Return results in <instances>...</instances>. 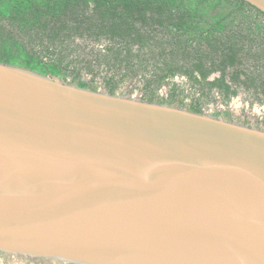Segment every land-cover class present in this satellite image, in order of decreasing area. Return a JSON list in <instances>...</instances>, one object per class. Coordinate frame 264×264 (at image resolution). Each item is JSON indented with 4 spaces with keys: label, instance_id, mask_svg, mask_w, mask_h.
Wrapping results in <instances>:
<instances>
[{
    "label": "water",
    "instance_id": "water-1",
    "mask_svg": "<svg viewBox=\"0 0 264 264\" xmlns=\"http://www.w3.org/2000/svg\"><path fill=\"white\" fill-rule=\"evenodd\" d=\"M0 252L264 264V128L0 61Z\"/></svg>",
    "mask_w": 264,
    "mask_h": 264
},
{
    "label": "trees",
    "instance_id": "trees-1",
    "mask_svg": "<svg viewBox=\"0 0 264 264\" xmlns=\"http://www.w3.org/2000/svg\"><path fill=\"white\" fill-rule=\"evenodd\" d=\"M0 61L92 89L82 71L102 69L112 93L135 79L142 99L196 112L241 92L264 103V11L247 0H0Z\"/></svg>",
    "mask_w": 264,
    "mask_h": 264
},
{
    "label": "rangeland",
    "instance_id": "rangeland-1",
    "mask_svg": "<svg viewBox=\"0 0 264 264\" xmlns=\"http://www.w3.org/2000/svg\"><path fill=\"white\" fill-rule=\"evenodd\" d=\"M92 45V44H91ZM90 45V46H91ZM97 47V45H95ZM95 49V48H94ZM90 75H85V77ZM166 87V86H164ZM167 89H164V95L167 93ZM213 110L218 109L219 114L213 113V116H224L225 110L231 112L232 116L236 117L238 122L246 123L249 119L250 124L263 127L261 124V115H264V103L257 101L251 96H244L242 93L235 99H233L227 106H224L220 101H214L209 105ZM228 119V117L226 118ZM0 264H73L70 262H64L53 258H41V257H26L23 255H17L12 253L0 252Z\"/></svg>",
    "mask_w": 264,
    "mask_h": 264
},
{
    "label": "built area",
    "instance_id": "built-area-1",
    "mask_svg": "<svg viewBox=\"0 0 264 264\" xmlns=\"http://www.w3.org/2000/svg\"><path fill=\"white\" fill-rule=\"evenodd\" d=\"M96 73L97 74L94 75L93 73H89L86 71V69H84L82 71V78L86 79V80H90L91 82L99 85L100 90H107L106 87L104 86V83H103V75L106 73V71L102 70V69H100V70L96 69ZM85 75H90V76L85 77ZM93 77H95V79ZM66 81L71 82V77H69ZM119 94H123V95L142 99L143 91L140 87H138V83L136 82L135 79H130L124 83L123 87L119 91ZM166 95H167V93L164 96H166ZM217 101H220V100H217ZM203 112H206V113L213 115V113L218 112V109L215 108L213 110L211 107L208 106V107L204 108ZM260 117H261V124H264V115L262 114ZM246 124H250L249 119H247Z\"/></svg>",
    "mask_w": 264,
    "mask_h": 264
},
{
    "label": "flooded vegetation",
    "instance_id": "flooded-vegetation-1",
    "mask_svg": "<svg viewBox=\"0 0 264 264\" xmlns=\"http://www.w3.org/2000/svg\"><path fill=\"white\" fill-rule=\"evenodd\" d=\"M216 75H218V73H214L213 75L210 76V78L213 79ZM182 78H183V77H181V76H177V77H175L174 79L177 80V81H181ZM164 86H166V87H164ZM167 87H168L167 95L169 94V89L171 88V85H169V84H165V85H163L162 88H161V92H162L163 95H164V89H165V88L167 89ZM241 93H242L244 96H248L247 92H241ZM241 93H239V94L237 95V97H238ZM167 95H166V96H167ZM235 98H236V97H234L233 99H235ZM233 99H232V100H233ZM232 100H231V101H232ZM231 101H230V102H231ZM189 102H190V98H187V99H186V103L188 104ZM220 102H221V101H220ZM221 103H222V102H221ZM223 117L227 118L228 116L224 115ZM228 119H229V118H228ZM230 120H237V119H236V117L233 116V118H231Z\"/></svg>",
    "mask_w": 264,
    "mask_h": 264
}]
</instances>
